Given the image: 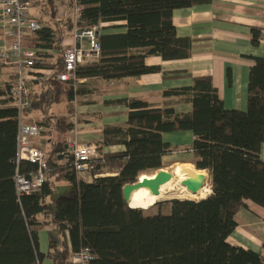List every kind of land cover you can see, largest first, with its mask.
<instances>
[{
	"label": "trees",
	"instance_id": "trees-1",
	"mask_svg": "<svg viewBox=\"0 0 264 264\" xmlns=\"http://www.w3.org/2000/svg\"><path fill=\"white\" fill-rule=\"evenodd\" d=\"M210 1L44 0L51 23L40 21L41 29L27 35L24 45L41 51L37 68L55 72L36 83L30 111L42 115L40 125L51 135L48 172L38 191L18 194L16 175L30 176L38 165L17 163L18 109L11 98L1 101L0 264H42L46 259L50 264H72L73 254L85 248L93 255L90 264H264L263 255L228 242L246 201L264 207V58H255L250 70L246 111L226 109L209 76L165 92L189 97L190 114L137 99L121 100L128 108L127 127L104 129L103 140L95 145L103 160L92 162L87 172L91 181L79 177L67 154L74 127L68 115H52L55 105L71 103L82 93L80 85L74 90L55 78L63 70V43L74 29L76 3L83 8L79 25L98 26L101 45L99 58L78 67L77 75L110 81L160 72L161 67L146 65L148 56L164 61L190 58L192 41L178 37L174 11ZM108 29L125 31L104 32ZM252 43L259 45L260 31L254 30ZM48 51L56 54L51 63L46 62L53 56ZM10 86L0 96H8ZM185 131L194 134L192 164L196 171L209 172L211 194L199 202H159L153 214L131 208L123 188L144 173L164 168V157L173 149L163 134ZM114 144L125 150L104 152ZM62 181L72 190L55 196V186ZM40 227L52 233L47 254L40 252Z\"/></svg>",
	"mask_w": 264,
	"mask_h": 264
},
{
	"label": "crops",
	"instance_id": "crops-1",
	"mask_svg": "<svg viewBox=\"0 0 264 264\" xmlns=\"http://www.w3.org/2000/svg\"><path fill=\"white\" fill-rule=\"evenodd\" d=\"M38 10L39 6L35 4L32 15L40 22ZM173 22L178 37L192 41L191 57L164 61L158 56H148L145 59L146 65L159 66L160 72L110 81L101 78L84 79L79 86L82 93L68 103L66 113L68 116H78L79 131L76 139L79 143L97 145L103 140L105 128H126L128 108L120 103L126 98L141 100L156 108H173L179 114L192 113L193 106L189 97L166 96L165 92L190 87L195 77H211L226 109L247 110L250 70L255 65V58H264V0H211L191 8L175 10ZM254 30L260 31V43L257 46L252 43ZM124 31L108 29L104 32ZM71 39L70 34L63 43L65 48ZM10 42L0 29V46H7ZM51 52L48 51L49 54ZM53 61L49 58L46 60L49 63ZM14 77L15 69L12 66L0 70V92L11 85ZM3 100H6V95L0 96V102ZM4 106L0 104V108ZM69 108L74 109L73 113L68 112ZM41 121L42 115L34 111L24 116L23 123L40 125ZM43 131L39 136L31 138V142L47 152L51 135L48 129ZM163 138L173 149L171 154L164 157L165 163L172 157L174 163H181V166L191 168L198 174H206L211 183L209 172L196 171L192 164L194 134L191 131L164 133ZM124 150L125 147L120 144L104 148V152ZM261 158L264 161V142ZM79 177L91 181L89 175L80 174ZM236 222L237 226L228 237V242L264 256V207L246 201V206L236 214ZM51 237L48 228H39L41 253H48ZM42 264H50V261L46 259Z\"/></svg>",
	"mask_w": 264,
	"mask_h": 264
},
{
	"label": "built area",
	"instance_id": "built-area-1",
	"mask_svg": "<svg viewBox=\"0 0 264 264\" xmlns=\"http://www.w3.org/2000/svg\"><path fill=\"white\" fill-rule=\"evenodd\" d=\"M39 1L41 0H0V29L11 40L9 45L0 46V70L5 66H12L15 69V77L6 99L11 98L12 105L18 109L17 163L28 161L38 165V170L30 176L16 175L19 195L38 191L43 186L48 172L47 152L34 146L31 142V138L39 136L44 128L41 125L23 123L25 113L30 112L33 108L32 96L36 83L53 77L55 74L53 70L36 67L41 51L24 46L25 37L42 27V24L32 15V10ZM82 9L76 3L72 39L64 51L63 70L55 76L57 80L67 83L74 90L84 80L77 75L78 67L98 59L101 53L100 28L79 25V15ZM70 122L74 126L71 132L74 134V138L70 139L67 145V154L72 158L73 169L78 174H86L91 168L92 162L103 160V155L95 145L82 144L76 139L79 131L76 114L70 116ZM92 261L93 255L88 248L72 256V264H90Z\"/></svg>",
	"mask_w": 264,
	"mask_h": 264
},
{
	"label": "bare ground",
	"instance_id": "bare-ground-1",
	"mask_svg": "<svg viewBox=\"0 0 264 264\" xmlns=\"http://www.w3.org/2000/svg\"><path fill=\"white\" fill-rule=\"evenodd\" d=\"M174 174V178L162 185L161 194L159 196L151 195L149 190L141 189L140 191H135L132 193L129 200V205L131 208H141L150 209L157 203L167 200H191V201H201L209 196L211 189L209 186H204L199 194H191L185 187H181V183L185 180H193L199 178L200 176H205L206 174H198L193 169L188 167H183L177 165L172 169H169ZM148 176L143 175L141 180H145Z\"/></svg>",
	"mask_w": 264,
	"mask_h": 264
},
{
	"label": "water",
	"instance_id": "water-1",
	"mask_svg": "<svg viewBox=\"0 0 264 264\" xmlns=\"http://www.w3.org/2000/svg\"><path fill=\"white\" fill-rule=\"evenodd\" d=\"M143 175L148 176V178H146L145 180H141V177ZM173 178L174 174L164 169L155 172L153 175H148L147 173H144L139 177V180L137 182H135L134 184H127L123 188L124 199L129 205V200L131 198L132 193L135 191H140L141 189H147L149 190L151 195L159 196L161 194L162 185L166 184ZM209 184L210 183L208 178H206L205 176H200L199 178L193 180H185L181 183V187H185L191 194L197 195L204 186H209V188L211 189V186Z\"/></svg>",
	"mask_w": 264,
	"mask_h": 264
},
{
	"label": "rangeland",
	"instance_id": "rangeland-1",
	"mask_svg": "<svg viewBox=\"0 0 264 264\" xmlns=\"http://www.w3.org/2000/svg\"><path fill=\"white\" fill-rule=\"evenodd\" d=\"M36 5L39 6L38 14L40 16V20L42 22H46V23L50 24L51 23L50 17H49L50 12H49V9L46 6L44 0L39 1L38 3H36ZM74 22H75V20H74ZM51 55H53V56L51 58H49V59L50 60H55L56 59V54L54 52L53 53L51 52ZM67 107H68V103H66V102H63V103L55 105L54 108H53L52 115H63V114H66L67 113ZM68 118L70 119V115L68 116ZM70 138L71 139L74 138V134L73 133H71ZM177 165L181 166L182 164L181 163H174V159H172V157H170L166 161V166L164 168H162V169L171 171L169 169H172L173 167H175ZM186 166L192 167V165H186ZM158 171H160V170H158ZM155 172H157V171H152V172H149L147 174L148 175H153ZM86 175H87V173H86ZM71 190H72V185L70 183L64 182V181L59 182L55 186V191H56L55 192V196L68 195ZM160 203H162V202H160ZM159 209H160V207L156 204L155 206L151 207L150 209H147V210L144 209V212H145V214H153V213H156ZM163 211H164V213H168L167 209H164Z\"/></svg>",
	"mask_w": 264,
	"mask_h": 264
}]
</instances>
